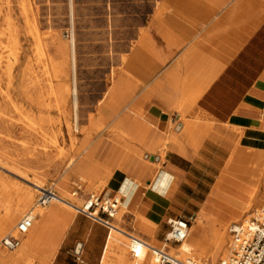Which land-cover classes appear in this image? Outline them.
Segmentation results:
<instances>
[{
	"label": "crops",
	"instance_id": "crops-1",
	"mask_svg": "<svg viewBox=\"0 0 264 264\" xmlns=\"http://www.w3.org/2000/svg\"><path fill=\"white\" fill-rule=\"evenodd\" d=\"M136 36L128 56L135 59L143 38V57L138 59L143 67L130 69L141 83H130L126 92L118 89L113 95L135 94L132 105L143 108L145 122L155 131L148 139L138 131L125 129V138L113 130L126 155L115 165L119 149L114 146L115 168L104 166L112 176L107 185L128 196L123 197L125 208L131 209L124 215L126 228L131 230V221L141 217L161 227L165 236L170 219H197L205 210L224 223L239 219L247 189L226 174L237 163L257 166L264 159V0H159ZM133 122L140 126V121ZM141 139L148 151L158 154L168 143L165 161L155 163L164 170L149 185L152 189L139 185L154 168H139L132 173L139 179L134 182L123 178L132 156H141L132 145ZM91 150L81 172L94 177L97 168L89 164L97 150ZM57 208L48 210L43 227H33L35 245L26 246L27 236L22 246L50 264H102L103 257L105 264L117 263L112 259L116 242L107 253L112 229ZM79 244L83 247L77 254Z\"/></svg>",
	"mask_w": 264,
	"mask_h": 264
},
{
	"label": "rangeland",
	"instance_id": "rangeland-1",
	"mask_svg": "<svg viewBox=\"0 0 264 264\" xmlns=\"http://www.w3.org/2000/svg\"><path fill=\"white\" fill-rule=\"evenodd\" d=\"M155 7H159V0H0V181L3 179L17 184L18 199L30 190L35 191L36 196L31 205L33 208L29 212L36 208L40 193L33 189L31 183L39 179L45 181V188H53L58 195L63 192L71 193L68 200L79 207H83L85 199L93 193L117 195L122 201L123 197L128 198L126 194L118 191V188L113 189L107 185L112 181V176L104 166L109 165V168L113 169L126 155L123 144L116 142V134L112 133L113 127L116 125L117 133H123L125 129L138 131L139 134H146L148 139L155 128L149 121L145 122L147 113L143 108L132 105L135 94L129 95L128 98L121 95L118 104L114 99L118 96L113 95L118 90H111L109 96L106 93L113 85L112 71H121L123 63L120 60L123 57L129 58L128 53L137 37L138 28L143 26ZM112 40L114 49L110 46ZM60 44H64L67 50L62 52ZM43 49L45 53L42 54ZM111 49L116 51L112 58ZM73 51L76 53L75 68ZM141 52L143 53V45L137 46L136 55ZM131 60L132 65L143 67L142 63L136 62L133 57ZM125 79L126 84L119 88L123 92L128 90L130 83L132 87L135 82L141 83L135 80L132 72ZM75 86L78 89L80 105L79 129L76 128L75 96L72 95ZM68 87L71 89L70 102L65 105L59 97V90ZM138 104H142L141 100ZM112 105H118L117 111L109 110ZM103 119L107 124L99 134L92 137L90 144H85L86 135L83 131H88L91 127V120L94 124L96 120ZM133 120L140 121V126L135 127ZM132 145L139 150L141 156H132L129 171L123 178L134 182L139 179L135 180L132 173L138 172L139 168H154L156 170L144 180H140L139 185L141 190L152 189L149 185L159 179L164 170L162 163H155L161 159L165 161L168 143L159 154L156 151H148L145 145L137 140ZM114 146L119 149L115 165L112 164ZM92 148L97 151L94 163L89 166L94 165L97 168L98 172L93 175L96 180L92 175L81 172L86 168L81 167L75 172L80 168L78 164L92 152ZM73 157L77 160L76 165L67 170V164ZM151 157L157 158V161H152ZM259 162L261 164L257 166L237 163L229 174L225 172L221 175L223 177L226 174L232 179H238H234L235 185L247 189L245 202L257 192L253 187L260 181L257 204L246 208L239 219L229 223L215 219L205 210L192 221V236H195L201 227L205 233H210L213 227L221 228L218 224L220 222L229 224L227 228L230 230L233 223L244 222L250 219L254 212L264 208V173L259 175L258 172L264 167V159ZM241 167L250 172L240 174L236 169ZM18 175L27 177L29 182H24ZM77 184L83 185V192L79 197L73 195ZM3 192H9V189L0 184V201ZM51 208L43 209L48 211ZM57 209L78 215L72 207L66 209L62 206ZM191 210L195 212L198 209ZM129 211L131 209L127 210L123 203L112 223L127 232L117 233L125 239L129 251L126 254L125 243L116 242L117 256L112 258L116 259V264H131L136 258L131 252V237L148 242L158 249L167 247V233L162 236V228L144 218L137 217L135 221H131V230L127 229L128 222L124 215ZM26 215L21 216L16 225ZM230 220L225 219L226 222ZM113 231L116 230L112 228ZM9 235H17L16 226L4 234L0 241ZM228 236L230 246V232ZM173 248L177 247L169 245L166 250L184 260L185 257L178 256ZM212 249L213 246L209 247V251L200 258L205 264H221L228 258L224 254L215 258L211 254ZM6 252L16 253L9 250ZM104 259L105 257L102 264H105ZM197 259L200 260L198 257ZM32 264H42V259H36Z\"/></svg>",
	"mask_w": 264,
	"mask_h": 264
},
{
	"label": "bare ground",
	"instance_id": "bare-ground-1",
	"mask_svg": "<svg viewBox=\"0 0 264 264\" xmlns=\"http://www.w3.org/2000/svg\"><path fill=\"white\" fill-rule=\"evenodd\" d=\"M73 42H75V41H73ZM59 43H61V41H59ZM42 45H43V43H42ZM140 45H143V38L141 39V42L138 44V46H140ZM110 46H111V48L114 49L113 40L110 42ZM59 47H60V50L62 52L67 50L66 46L64 44H60ZM113 49H111V51H110L111 58H112V55L114 54V52H116ZM41 52H42V54L45 53L44 49ZM72 55H73V60H74L73 66L75 68V66H76V53H75V51L72 52ZM115 56H117V55H115ZM136 57L137 58H135L136 59L135 61L139 62L140 60H138V59H142L143 53L142 52L137 53ZM130 60L131 59H129L127 57H123L120 60L123 63L121 71L120 72H117L116 70L112 71L111 75H112L113 85L110 87V90L106 93L107 96L111 95V92L113 90L116 91L120 87H124V85L126 84L125 82L127 79H125V78H127L128 75L131 73V71H130L131 66H132L131 61H133V60H131V61ZM74 70H76V69H74ZM11 71H13V70H11ZM54 71H55V69H54ZM73 72L76 73L75 71H73ZM11 79H12V77H11ZM58 88H60V87H58ZM73 94L75 96V103L74 104L76 106L75 108H76V113H77L76 128L79 129V119H80V117H79V106L80 105H79L77 87L72 92V95ZM70 95H71V89L69 87L68 88H61L59 90V97H60L62 103L65 105L70 102V99H69ZM114 99L119 104V101H120L119 97H115ZM108 103H109V100H108ZM117 109H118V105H112L109 107V110L117 111ZM93 122L94 121L91 120V124H90L91 127L88 129V131H83V133L85 132V135H86L84 142L87 145L90 144V140L92 139V137L95 134H99L100 130L107 124V121H105V119L96 120L94 124H93ZM113 130L117 131L118 129L114 128ZM113 130H112V133H113ZM76 132H77V130H76ZM123 133L125 134V138H127L128 132L126 130H123ZM141 144H143V145L145 144L142 139H141ZM236 156H237V154H236ZM235 158H234V161L236 160ZM248 160H249V158H248ZM76 162H77V160L73 157V159H71L68 162L66 169L69 170V169L74 168L76 165ZM82 163H83V160L78 164V166L80 165V168H77L75 170V172L79 171V169H81V167H82L81 165H83ZM249 163H251V162H249ZM238 171L240 172V174L246 173V169L238 170ZM258 172H259V175L264 173V167L262 170H260V171L258 170ZM19 177H21V176H19ZM21 179H23L24 182L25 181L29 182L27 177H21ZM258 183L259 184H257L256 186L253 187V189H256L257 192L259 191V188L261 187L260 181ZM0 184L3 185L6 189H9V192H6V193L3 192L2 193V198L0 201V204H1L0 208H2V209H0V239L8 231H10L11 229H14L15 226L17 228L18 225H16V224L19 221V219L21 218V216H23L24 214H27L25 217L28 216V217H31L34 219V226L35 227H38V226L43 227L45 225L48 211H44L43 208L36 206V208L34 210L29 212V210L31 208H33V207H31V205L33 204L34 198L36 196L35 191L30 190V191L22 194L20 199H18L17 196H18L19 186L17 184H13L12 182H10L8 180H3V179L0 181ZM31 184H32L33 189H35L36 191L41 192V190L46 189L44 187L45 181H42L41 179H39L37 182L31 183ZM257 192L253 193L251 195L249 201L246 204V208H252L254 205L257 204V200H258ZM56 194L58 195L57 192H56ZM69 195L71 196V193H69V192L60 193L58 195L60 200L53 201L48 207L50 208V207H62V206H64V207H66V209H67V207L74 208V206H77V205H75L74 203H72L68 200ZM77 207H79V206H77ZM218 224H220L222 227L221 228L213 227V230L210 233L209 232L205 233V231L202 229V227L198 228L197 234L195 236H192V234H191L192 228H191L189 239L185 243H183L182 245L176 246L177 248H173V251L175 253L179 254L178 256L185 257L184 260H187L190 258L197 259V257L200 259L202 256H204V254H206L209 251L208 250L209 247L213 246V249L211 250V254L215 258H217L218 256H221L223 254H224V256L229 257V254H230V249H229L230 246H229V240H228L229 230L227 228V227H229V224H223L221 222ZM233 224H235V223H233ZM112 228H114L116 231L112 232V236H111L110 241H109L107 253L110 251L113 244L115 242H117L119 244L125 243V245H126L125 252H126V254H128L129 251H128V246L126 244L125 239L117 233L118 231L119 232H123V231L120 230L116 226H113ZM32 229L29 231V233L22 236L23 240L25 237H27V236L29 237V241L26 244V246H29V247L34 246L35 243L37 242V238L35 236H32V233L34 232V229L33 230ZM14 236H16V235H14ZM131 241H132V243H131V250L132 251L131 252H132L133 257H136L131 264H155L154 254L147 248V245H150V244H148V242H145L146 244H144L143 246H139L136 243L135 244L133 243V239H131ZM165 244L167 246V247H165V249H167L170 244L168 245L166 242H165ZM150 246L153 247L152 245H150ZM4 249L6 251H8V249H6L3 246L2 242L0 241V264H32L36 259H38L40 261L42 259V264H50L51 263L49 259L42 257L40 254L35 253L32 250H27L26 247H24V246L22 248L20 247L19 249L15 250L16 253H14V254H11V252L7 253ZM133 249H136L138 251V253H139L138 257L133 253ZM194 256H197V257H194ZM198 261L201 262L202 264H205L203 261H201V259Z\"/></svg>",
	"mask_w": 264,
	"mask_h": 264
},
{
	"label": "built area",
	"instance_id": "built-area-1",
	"mask_svg": "<svg viewBox=\"0 0 264 264\" xmlns=\"http://www.w3.org/2000/svg\"><path fill=\"white\" fill-rule=\"evenodd\" d=\"M83 186L77 185L73 195L80 196ZM60 200L53 188L41 190L36 205L41 208L48 207L53 201ZM123 201L117 197L107 194H90L86 198L83 207L74 206L76 211L85 215L96 223L102 224L108 229L113 225L110 220L114 219ZM184 218H174L168 221L170 231L165 237V242L169 245L180 246L185 243L190 236L192 221ZM34 226V219L31 217L23 218L17 226V235H9L3 239V246L15 251L22 246L23 235L29 233ZM232 236L230 244V255L221 264H264V208L250 215V219L241 223H235L229 230ZM133 243L143 246L145 241L132 237ZM147 248L154 254L155 264H202L195 258L187 260L180 259L172 255L166 249H158L147 245ZM133 253L138 257L139 253L133 249Z\"/></svg>",
	"mask_w": 264,
	"mask_h": 264
},
{
	"label": "water",
	"instance_id": "water-1",
	"mask_svg": "<svg viewBox=\"0 0 264 264\" xmlns=\"http://www.w3.org/2000/svg\"><path fill=\"white\" fill-rule=\"evenodd\" d=\"M155 159H156L155 157H151V160L152 161H154ZM82 247H83L82 244H79L77 246V251H76L77 254H80L81 253Z\"/></svg>",
	"mask_w": 264,
	"mask_h": 264
}]
</instances>
